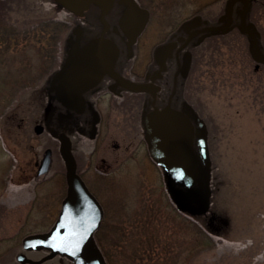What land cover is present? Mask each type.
I'll list each match as a JSON object with an SVG mask.
<instances>
[{"label":"rangeland","instance_id":"1","mask_svg":"<svg viewBox=\"0 0 264 264\" xmlns=\"http://www.w3.org/2000/svg\"><path fill=\"white\" fill-rule=\"evenodd\" d=\"M137 1L151 12L149 25L138 42V53L143 51L147 57L170 32L206 6L218 2L214 4L218 10L225 5L224 0ZM263 12L261 22L264 24ZM88 13V17L83 13L80 20L84 27L92 23L94 32L74 43L73 55L100 29L96 9ZM65 16L63 10L57 15L60 20ZM71 29L67 28L65 34H73ZM9 31L12 34L13 30ZM72 42H66L67 47L72 46ZM56 45H52V58L45 66L37 64V59L31 62L33 58L16 57L12 52L0 53V210L5 212L0 217V234L15 233L14 240L18 242L25 236L43 233L54 224L67 191L64 175L57 164L38 178L34 153L37 150L41 153L39 142L33 139V150L29 149L31 135L29 139L20 137L18 130L22 125H18L22 124V116L13 112L17 109L23 113L24 104L25 108L30 107L27 102L31 95H40L35 92L39 81L47 75L45 80H48L59 63L54 52L58 50ZM219 49L215 57L212 50H206L207 62L194 70L189 84V99L190 96L193 100L196 96L201 99L206 106L201 117L206 119L209 134L212 130L216 132L213 137L209 135L214 166L204 170L196 186L200 200L194 205L176 199L175 193L179 190L176 181L150 161L146 148L136 160L126 163L122 174L118 173L120 180H108L118 176L116 174L100 180L97 174L101 173L94 169L98 162L95 157L87 167L89 159L86 156L92 152L93 143L84 138L78 142L82 150L83 177L104 209L95 240L100 230L107 244L105 250L108 249L111 259L116 260L114 264H147L148 260H151L149 264H264V68L254 71L250 42L241 31L220 39ZM202 51L199 49L200 53ZM73 55L67 62H71ZM144 63L138 61L139 70ZM27 65L46 69L27 71ZM68 65L65 62L50 78L56 80ZM22 92L26 96L19 101ZM31 106L28 120L36 119L39 112L38 103ZM208 115L212 118L209 121ZM54 122L59 124L57 120ZM102 155L110 157L106 151ZM209 206L212 210L207 213ZM152 210L157 213L155 226L135 229L136 222L143 216L148 219ZM188 211L195 216L205 212L206 215L196 221L188 216ZM164 235V243L171 245V249L161 256L162 250L153 237ZM114 238L119 242L113 241ZM96 245L101 249L97 241ZM139 246L142 251L137 256ZM147 250L160 254L151 259Z\"/></svg>","mask_w":264,"mask_h":264},{"label":"flooded vegetation","instance_id":"2","mask_svg":"<svg viewBox=\"0 0 264 264\" xmlns=\"http://www.w3.org/2000/svg\"><path fill=\"white\" fill-rule=\"evenodd\" d=\"M6 1L8 0H0L1 54L6 52L8 55L9 52H12L16 57L33 58L30 60L31 62L37 59V64L43 63V66H45L49 60L51 61L52 45L54 44L55 47L58 44L56 45L58 50L54 52L55 57L59 58V63L55 70L49 74L48 80H45L48 77L47 75L42 81H39L40 84L37 85L35 92L40 95L38 97L31 95L30 100L27 102L30 107L25 108L26 104H24L23 113L17 111V109L13 110V112L15 111L14 115L19 114V116H22V124L18 125L20 127L22 125L21 129L18 130L20 137L29 139L31 135L32 140L29 149L33 150V139L39 142L41 153L38 150L37 153H34V166L38 167V178L42 177L40 174L41 163L46 158L49 162V169L55 168L56 164L58 165V170L64 175L67 189L66 166L60 154V141L52 136L51 130H56L59 134L64 133L69 137L77 163V173L86 184L87 182L83 177V163L80 159L82 150L78 148L80 138L88 139L93 143L92 152L86 156L89 159V166L87 165V167L92 165L91 158L95 157L98 162L95 164L94 169L101 173L97 174L98 178H101L100 180H106V177L111 174L118 176L115 177L114 175L108 180H120V174L126 168V163L129 160H136L143 148H146L145 152H147L150 161L160 170H163L162 164L155 160L151 153L152 140L147 131L146 117L154 109H163L170 104L172 109L184 112L193 122L201 118L194 103L189 99V84L194 73L195 50L214 34L213 31L207 30L211 26L206 24L204 18L199 17L201 23L196 27H190L187 32L184 30V25L194 17L183 22L170 32L162 42L157 44L147 57L143 51L138 53V42L146 29L134 45H129L126 35L119 26L120 19L127 8L126 0L117 1L114 4L112 9L105 15V22H101L102 10L97 5H91L85 13L92 8L96 9L100 29L92 34L87 42L97 37H103L111 39L118 45L119 56L114 65V72L117 77L105 74L97 85L82 94L84 106L80 110H73L58 99L56 88L61 78L68 71L74 57L83 47L81 45L73 55L74 43L83 35L94 32L92 23L84 27L79 12L70 11H67L65 18L60 20L57 17L59 11L66 9L54 3L53 0H28L27 5H17L16 7H21L19 9L21 11L10 20L5 13V7L9 4L5 3ZM241 8L242 4L236 2L232 24L223 33L238 32V13ZM22 10L26 15L23 14ZM52 13L55 14L54 18H51ZM225 19V17L221 19L222 22L220 23L223 24L226 21ZM67 28H72L69 31H72L73 34H65ZM11 29L13 30L12 34L9 33ZM71 41H73L70 43L72 46L67 47L66 42ZM172 43H176V45L170 53L164 52L157 57L156 51L158 48ZM262 51L264 53V48H262ZM72 55L71 62H67L68 59L70 61ZM187 55H189V60L185 66ZM139 60L141 63L145 62L142 70H139V66H137ZM65 62L69 65L61 75L56 80L55 78L52 79L53 77L50 78V75L53 76L54 72L62 68ZM253 63L255 64L254 71H258L261 67L264 68V59L258 60L253 57ZM26 68L27 71H31L32 69L42 68V66L27 65ZM121 82L152 84L155 87L154 93L148 91L132 92ZM26 89L31 88L26 87ZM24 93H21L19 101L24 100L26 96ZM35 103L39 105L37 118L28 120L30 117L28 111L31 112V105ZM55 120L59 124H56ZM195 149L198 152L197 144H195ZM104 151L109 152L110 157L103 156ZM104 154L108 155V153ZM132 155L134 156L131 157ZM144 156L146 157V154ZM119 172L121 173L118 174ZM42 179L41 181H43ZM3 213L5 212L0 210V217ZM52 226L45 232L49 231ZM15 236V233L9 236L0 234V264H35L36 261L50 256L51 252L45 249L25 250L22 241L26 236L20 242L14 240ZM3 240L9 241L1 243ZM40 264L73 263L66 256L55 255Z\"/></svg>","mask_w":264,"mask_h":264},{"label":"water","instance_id":"3","mask_svg":"<svg viewBox=\"0 0 264 264\" xmlns=\"http://www.w3.org/2000/svg\"><path fill=\"white\" fill-rule=\"evenodd\" d=\"M55 1L73 12L85 11L92 4H96L102 10L101 21L105 22V15L112 9L116 0ZM237 1L242 3L239 10L240 29L250 37V50L253 56L262 60L264 53L260 48L257 33L247 23L249 0H231L226 9L225 23L209 27L207 30L226 31L232 24L234 5ZM149 19L148 9L141 7L136 0H127V8L119 25L129 45L136 43ZM200 23L201 19L196 17L185 23L184 30L187 32L190 27H196ZM175 45L176 43H172L158 48L157 57L164 52L170 53ZM118 56L119 47L111 39L97 37L89 41L79 50L69 70L59 81L56 88L58 99L68 108L80 110L84 106L82 94L85 91L97 85L105 74L117 77L114 65ZM188 60L189 55L186 56L185 66ZM121 83L133 92L154 93L155 89L152 84ZM146 127L152 140V156L174 175L181 187L175 196L188 203L198 202L200 194L193 188L199 182L201 166L195 141L205 166L209 168L212 165L208 128L204 120L197 119L193 122L184 112L172 109L168 104L165 108H156L147 115ZM51 134L60 141V154L66 166L67 194L52 229L47 233L25 238L23 245L29 250H49L51 254L46 259L60 254L74 264H107L94 240V235L104 218V209L77 173V163L69 137L64 133L59 134L56 130H51ZM48 163L47 159L42 162L41 176L47 173Z\"/></svg>","mask_w":264,"mask_h":264},{"label":"trees","instance_id":"4","mask_svg":"<svg viewBox=\"0 0 264 264\" xmlns=\"http://www.w3.org/2000/svg\"><path fill=\"white\" fill-rule=\"evenodd\" d=\"M226 2H228V0H226V1L224 0V4L225 5H226ZM5 3H9L8 6L5 7V13L7 14V17L10 18V20H12L14 17H16V14L21 11V10H19L21 7H16V6L17 5L20 6L21 4L27 5L29 2H28V0H8ZM216 3H218V2H215L213 4H210V5H208V6H206L204 8V9L209 8V10H206L205 11L204 9H202L200 12L197 13L198 16H201L202 18H204V20L206 21V24H208V25H217L220 22L221 18L224 16L225 8H226L225 5L222 4L224 6H221V8H219L218 10H216L215 9L216 7L214 8V4H216ZM210 7H213V9L210 8ZM263 11H264V0H250V9H249V12H248V21L250 22L251 27L256 31L257 36H258V38L260 40V43H261L262 47L264 48V24L261 22V12H263ZM23 14H25L24 11H23ZM263 14H264V12H263ZM54 16H55V14L52 13L51 14V17H54ZM238 31H241L239 25H238ZM242 33H243V35L245 37H248L244 32H242ZM227 35L228 34H225V35H222V34H214V35H211L207 39L209 42L208 41H205L203 44H201L200 46L197 47V49L195 50V53H194V66L193 67H194V70L195 71H196L197 67L201 63L207 62V60L205 59L206 58V54H207L206 53V50H212L213 53H214V57L217 55L218 51H220V49H219L220 39H222L224 36H227ZM208 43H210V45ZM212 43L217 44V46L213 45ZM206 47H207V49H206ZM198 48L199 49H203L204 51H202L200 53ZM249 53H250V56H251L250 58H252L250 49H249ZM206 65H208V64H206ZM208 66H210V65H208ZM204 67H205V65H204ZM190 98H191L190 100L192 101V103H194V106H195L196 110L198 111L199 115L200 116H203L204 115L203 112L206 109L205 104L197 96H196V98L194 100L192 99L191 96H190ZM210 116L209 115L207 116V118L209 117L207 119L208 121H209V119H212ZM210 128H211V126H210ZM213 133L216 134V132H213V130L210 131V137H213L212 136ZM213 166H214V164L212 165V167ZM205 169L206 168L204 167V170ZM202 174H203V171L201 172V176H202ZM208 209L209 210L207 211V213L212 210V206L211 207L209 206ZM187 213H188V216L190 215L189 217L192 216L191 218L194 219V220H196V221L200 217H202V219H203L204 216L206 215V212L205 213H202L201 215L197 214V216H195V214L192 215L191 214V211H188ZM156 214L157 213L155 212V210H152L151 213H148V215H149V218L148 219H146L145 216H143V218H141L138 221H137V219H135L134 221L135 222L137 221L136 224H135V229H139L142 226H145L146 228H152V227H154L155 226V223H156V218H157ZM143 219H145V221H142ZM142 222H143V225H142ZM103 227H105V226L103 225L102 228ZM99 231L96 234V241H97L98 245L101 247V251L104 254V256H105L106 261L108 262V264H112L116 260H115L114 257H112V259H111L108 249L105 250V246H107V244H106V242H104L105 239H103V237L101 238V233ZM121 237H122V235L119 236V237L116 236V238H121ZM153 238H155L157 240V243L159 245V249L161 248V250H162L161 256H164L166 254L165 253L166 251H169L170 252L169 249H171L170 248L171 245L168 246L167 243H164L165 242L164 240L166 239L165 238V235L164 236H160V237L154 236ZM115 240L116 239L114 238L113 241H115ZM150 240H148V241H150ZM172 240H173V243H174V246H175L176 241H177L176 240V237H174V239H172ZM115 242H119V241H115ZM207 242H209L208 239H207ZM146 243H148V242H146ZM141 251H142V246L141 247L139 246L137 248V256L139 255V253ZM196 252H197V250H196ZM147 253H149V258H151V259H155L156 256L158 254H160V253H155V250H152V251L147 250ZM148 262H151V260H148L147 261V264H149ZM152 264H156V262H154ZM256 264H258V263H256Z\"/></svg>","mask_w":264,"mask_h":264}]
</instances>
